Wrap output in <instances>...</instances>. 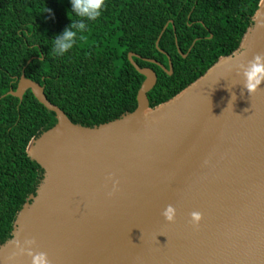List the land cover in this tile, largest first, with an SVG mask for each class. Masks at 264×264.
I'll return each mask as SVG.
<instances>
[{
    "label": "water",
    "instance_id": "water-1",
    "mask_svg": "<svg viewBox=\"0 0 264 264\" xmlns=\"http://www.w3.org/2000/svg\"><path fill=\"white\" fill-rule=\"evenodd\" d=\"M260 20L264 0L234 51L152 108L156 74L129 52L144 76L137 105L92 127L73 123L22 72L8 93L30 89L56 123L28 143L43 174L0 244V264H32L13 253L17 239L33 238L50 264H264V83L249 94L237 66L264 53ZM146 60L172 74L170 62Z\"/></svg>",
    "mask_w": 264,
    "mask_h": 264
},
{
    "label": "trees",
    "instance_id": "trees-1",
    "mask_svg": "<svg viewBox=\"0 0 264 264\" xmlns=\"http://www.w3.org/2000/svg\"><path fill=\"white\" fill-rule=\"evenodd\" d=\"M260 0H106L101 17L87 21L85 39L67 54H51L52 39L71 25V0H0V244L11 236L18 211L42 178L27 154L31 139L56 118L27 89L15 90L22 72L73 122L92 127L131 112L144 76L156 74L147 92L155 107L234 51ZM73 18L79 17L73 13ZM165 30L156 45L164 25ZM165 53H163L162 51ZM185 55V56H183ZM153 59L172 74L149 62Z\"/></svg>",
    "mask_w": 264,
    "mask_h": 264
},
{
    "label": "clouds",
    "instance_id": "clouds-1",
    "mask_svg": "<svg viewBox=\"0 0 264 264\" xmlns=\"http://www.w3.org/2000/svg\"><path fill=\"white\" fill-rule=\"evenodd\" d=\"M71 4L72 9L68 12V16L72 20L71 25L61 35L52 39L51 54L56 56H64L76 46L79 40L85 39L84 32L87 29V21H96L101 17L106 0H71ZM73 13L79 17L78 20L73 18ZM257 26L264 28V20H260ZM243 54L241 52L239 55ZM237 66L240 75L244 78L243 86L247 92L255 94L261 90V84L264 83V53H256L246 63L238 61ZM234 95L236 94L233 92L232 96ZM162 214L168 221L173 222L176 218V208L173 205H168ZM191 217V222L198 225L202 219V213L193 211ZM15 244L18 251L13 253V256L27 253L32 258V264H50L46 253L33 250L32 246L36 244L34 238L26 239L23 243L17 239Z\"/></svg>",
    "mask_w": 264,
    "mask_h": 264
}]
</instances>
